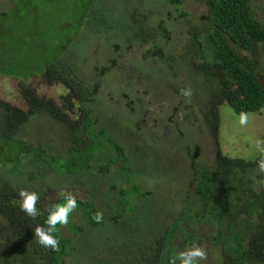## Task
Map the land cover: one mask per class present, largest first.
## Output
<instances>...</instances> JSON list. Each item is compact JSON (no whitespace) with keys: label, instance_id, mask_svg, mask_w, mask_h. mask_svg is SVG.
<instances>
[{"label":"trees","instance_id":"obj_1","mask_svg":"<svg viewBox=\"0 0 264 264\" xmlns=\"http://www.w3.org/2000/svg\"><path fill=\"white\" fill-rule=\"evenodd\" d=\"M10 1L13 6L9 10L0 6L3 16L0 20V72L21 79L22 93L29 107L25 111L0 100V168L12 165L21 170L23 159L28 158V165L36 168L33 171L38 176L39 166L43 171H53L57 175L71 176L96 170L108 176L112 167L119 165L116 173L123 176L122 182L127 184L124 188L108 181L117 191L111 193L117 200L106 204L102 223L93 220V215L101 208L96 195L81 198L73 194L79 206L67 224L71 236L65 237L62 227L58 226L54 235L60 241V251L54 252L38 244L34 229L38 225L46 227L47 210L63 202L65 193L52 198L53 189L29 190L39 194L37 208L42 213L32 220L20 209V189L2 176L0 170V264H63L65 255L74 254L75 236L84 231L88 235L89 229L106 224L120 225L123 219L138 213L141 206L138 203L152 191L144 189L145 186L137 181L141 165L139 169L134 166L137 161L130 160L123 145L106 127L99 126L98 119L93 116L95 109L89 105L99 84H89L75 74L66 54L74 42V35L83 30L85 22L99 30L115 28L118 23L114 16H105L106 9L99 6L101 1L107 0ZM183 1L168 0V4L179 11L180 17L175 20L182 18L189 22V15L180 7ZM258 7L256 0H207L206 14L201 15L202 23L192 24L187 34L181 32L183 44L175 43V48L182 50L178 55L166 49L173 35L164 24V17L154 30L147 26L148 14L138 4L130 7L127 15L137 24L135 37L143 38L148 54L169 61L172 67L177 63L189 67L193 76L202 79L198 88L205 92L206 101L210 98L217 104L227 101L240 115L264 107V18L258 13ZM12 65L14 67L9 70ZM110 67L102 68L101 72L106 73ZM37 75L65 85L67 94L59 97L60 104L39 97L24 85L26 80ZM39 113L58 120L70 132L74 144L64 155H52L41 145L14 135ZM214 115L220 119L217 108ZM208 124L215 133L217 126L209 121ZM102 155L106 160L98 164ZM189 156L193 170L191 182L196 183L195 201L199 206L193 209L186 201L185 210L171 214L169 221H165V224L171 223V218L175 217L168 227L153 229L152 246L142 241L140 244L143 245L139 246L124 243V254L116 258L120 257L116 264H169L170 243L179 233L185 234L183 240L189 244L199 242L187 229L191 219L210 222L214 231L212 243L220 253V260L215 264H264V174L257 168L261 155L247 160L229 157L217 150L216 158L204 160L208 165L198 161L191 149ZM142 169L148 174L144 163ZM92 181L89 179L87 183L98 185L102 182L100 179ZM117 186L121 189L117 190ZM76 214L87 226L75 222Z\"/></svg>","mask_w":264,"mask_h":264},{"label":"rangeland","instance_id":"obj_2","mask_svg":"<svg viewBox=\"0 0 264 264\" xmlns=\"http://www.w3.org/2000/svg\"><path fill=\"white\" fill-rule=\"evenodd\" d=\"M256 1L259 2L258 13L264 18V0ZM137 4L148 14L147 26L154 30L164 17V24L173 35L166 49L174 55L182 51L175 48V43L183 44L181 32L187 34L192 24L202 23L201 15L206 14L207 10V0L183 1L180 7L187 12L190 20L186 22L182 18L175 20V17H180L179 11L168 4V0L101 1L99 6L106 9L103 14L114 16L118 23L115 28L99 30L85 22L83 30L74 35V42L66 50L73 71L83 81L99 84L94 100L89 105L95 109L93 116L98 119L99 126L106 127L123 145L130 160L137 161L134 166L139 169L141 165L137 181L145 186L144 189L150 188L152 193L138 203V206L141 205L138 213L123 219L120 225L106 224L89 229L88 235L84 231L75 236L74 254L65 255L63 264H116L124 254V243L129 246L148 243L152 246L150 240L154 234L151 231L168 227L175 217L171 218V223L165 224V221H169L171 214L177 215L185 210L186 201L191 208L196 209L199 204L195 201L196 183L191 182L193 170L190 149L198 161L207 165L204 160L216 158L217 150L223 155L247 160H254L261 155L257 142L264 144V107L260 111L246 113L248 123L241 126L240 115L227 101L218 104L212 102L214 100L211 98L206 101L205 92L198 88L202 79L193 76L189 67H182L179 63L172 67L169 61L148 54L143 38L140 40V37H135L137 24L127 15ZM0 6L6 11L13 4L10 0H0ZM159 38L164 42L161 36ZM106 66L111 67L102 73L101 69ZM11 67L14 66L8 69L11 70ZM20 81L0 72V100L26 111L29 105L23 96ZM24 85L39 97L59 104V97L67 94L65 85L48 81L42 75L30 77ZM189 87L193 92L190 102L180 94L181 88ZM216 108L220 119L214 115ZM207 120L217 126L215 133ZM14 135L29 143L39 144L48 153L57 156L64 155L74 144L66 126L46 113L31 117ZM180 136L183 137L180 139ZM188 143L191 146L185 145ZM27 159H23L21 170L12 165L0 168L3 172L1 175L20 190L53 189L52 198L69 192L81 198H90L95 194L100 212H107L106 204L117 200L111 196L112 192L117 191L108 181L124 188L127 186L122 182L123 176L116 173L119 165L113 166L108 176L96 170L71 176L57 175L53 171H43L39 166L38 176L33 171L36 168L29 166ZM104 160L106 158L102 155L97 163ZM143 163L149 175L142 169ZM89 179H93L92 182L100 179L102 182L98 185L88 184ZM120 186H117V190L121 189ZM74 220L87 226L78 214ZM209 223L191 219L186 225L199 239L196 244L207 252V259L201 264H215L220 260L219 250L212 243L214 231ZM62 232L65 237L71 236L68 225L62 227ZM184 237V233H179L170 243L171 255L192 245L185 242Z\"/></svg>","mask_w":264,"mask_h":264},{"label":"clouds","instance_id":"obj_3","mask_svg":"<svg viewBox=\"0 0 264 264\" xmlns=\"http://www.w3.org/2000/svg\"><path fill=\"white\" fill-rule=\"evenodd\" d=\"M180 94L190 102L193 92L190 87L181 88ZM239 123L241 126L247 125L248 117L245 113L240 114ZM257 146L261 152V157L257 162V168L259 173L264 174V144L258 141ZM18 197L21 201L20 209L27 217L36 220L38 216L42 215L41 211L37 208L40 199L37 192L21 189L18 192ZM78 206L75 195L70 192L63 194V202L56 203L47 210L45 219L46 227L39 225L35 227L34 237L38 244L54 252H59L60 241L54 234L58 231V226L63 227L69 223L71 214L76 211ZM103 219L104 216L102 212L98 211L93 215V220L97 223H102ZM206 259V250L202 246L193 243L190 247H186L184 250L174 253L169 259V264H201V262Z\"/></svg>","mask_w":264,"mask_h":264},{"label":"flooded vegetation","instance_id":"obj_4","mask_svg":"<svg viewBox=\"0 0 264 264\" xmlns=\"http://www.w3.org/2000/svg\"><path fill=\"white\" fill-rule=\"evenodd\" d=\"M160 59V57H158Z\"/></svg>","mask_w":264,"mask_h":264}]
</instances>
